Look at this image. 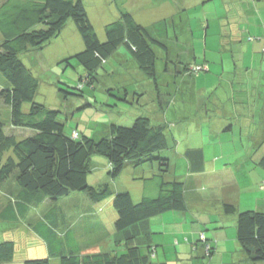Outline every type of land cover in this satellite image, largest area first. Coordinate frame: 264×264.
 I'll return each mask as SVG.
<instances>
[{
    "label": "trees",
    "instance_id": "16d2710c",
    "mask_svg": "<svg viewBox=\"0 0 264 264\" xmlns=\"http://www.w3.org/2000/svg\"><path fill=\"white\" fill-rule=\"evenodd\" d=\"M113 1L116 8L112 18L99 33L85 0H0V221L15 223L18 228L17 240H0V264L15 261V254L27 253L30 246L35 252L29 253L22 264H171L157 258L151 222L187 209L191 178L204 173V163L211 160L205 162L203 152L210 153L208 147L217 143L214 138L219 135L221 141L238 136L235 144L240 147L235 151L240 156L228 157L222 163L227 170L210 184L203 179L207 183L196 180V185L202 192L211 193L220 182L260 186L264 196V83L259 87L246 85L258 79L257 73L240 76L241 84L231 93L218 85L208 88V99L197 96L199 104H195L191 92L194 88L198 93L204 91L194 83L198 75L209 71L206 55L198 62L196 46L191 41L190 45L182 42L183 37L177 34L175 40L191 48L176 47L175 58L171 59L168 42L154 33L159 24L139 21L128 7L130 0ZM208 1L203 0L202 5ZM223 1L216 14L225 16L228 28L264 27L250 18L252 1L264 0ZM181 3L184 5V0ZM187 7H181V12L188 11ZM70 22L81 36V46L54 61L64 65V70L72 67L80 72L74 89L81 93L87 85L94 89L100 81V69L119 75L114 78L115 85L106 90V95L118 102L103 107L109 118L97 125L103 128V135L96 138L84 135L79 123L68 128L66 122L74 118L69 104L62 112L36 101L40 85L36 73L51 60L44 49ZM189 26L183 28L187 33ZM245 37L251 42L261 40L264 53V34L257 37L247 32ZM158 59L162 61L161 74ZM251 61L243 62L248 65L245 70ZM167 85L171 86L168 91ZM59 91L64 99L76 94L64 88ZM243 92L246 99H242ZM214 96L232 107L226 112L229 120L220 133L214 131L212 117L208 118L210 134L205 135L202 111L216 109V103L211 104ZM24 104L29 105L27 111ZM247 124L256 126L260 136L246 134ZM196 128L201 136L193 141L190 130ZM18 129L28 133L19 136ZM246 150L250 155L244 161L241 155ZM96 156L103 157L102 173L98 183H90L91 161ZM146 171L148 175H144ZM132 178L144 183L139 199L127 187ZM250 179L259 182L251 183ZM148 183L154 187L151 191ZM219 210L235 216L230 231L247 261L264 264V206L240 208L222 198ZM220 216L204 223L189 260L207 262L217 252L211 234L228 226V222H219ZM28 239L32 245L24 248ZM41 240V249L46 251L37 255L36 241L40 244ZM102 244L103 249L98 250Z\"/></svg>",
    "mask_w": 264,
    "mask_h": 264
},
{
    "label": "rangeland",
    "instance_id": "374dc122",
    "mask_svg": "<svg viewBox=\"0 0 264 264\" xmlns=\"http://www.w3.org/2000/svg\"><path fill=\"white\" fill-rule=\"evenodd\" d=\"M195 1V0H189V2ZM223 0H209L208 2L204 3L202 5L203 0H200L197 2V4H193L188 9V13L183 15L180 8L184 7V5L181 3V0H173L171 2H160L159 0H130L128 3L129 9H131L135 15H137L140 19L143 18L146 23H149V25L153 24V22H156L155 24L158 25L156 29H154V33H158L157 35L166 39V42H168V45L170 47V58H175V53H173V50L176 47H179L181 50H186L188 47L186 44L180 45L181 42H177L175 40V36L179 34L181 37H184L187 33V29L184 30L185 24H190L189 27L192 28L194 31L191 39H194L195 42L194 46H196V53H197V60L198 62L203 60V56H205L206 60L209 63V71H205L202 73V75L195 79V86L199 89H208L213 86L220 87L221 90H226L225 88H235L238 84H241V79L237 77L238 75L246 74L247 73H257V80H255L251 85L254 86L256 84H261V82L264 83V53L261 50V40H257L255 42L248 41L245 39L242 45L238 44H232L231 42H219V40L215 39V33H214V20H211V27L208 31L207 36V42H204L206 29V24H201V21H205L206 14L209 13L208 17L211 18L213 14L216 13V9L223 5ZM224 2V1H223ZM187 0L186 4L187 5ZM253 6L251 7L252 12L250 13V18L256 21L261 22L264 25V2L262 1H252ZM86 8L89 12V15L92 19V22L94 23L96 29L99 31V33H102L103 31V25L111 20L112 17H110L111 12L115 11L116 5L114 1L112 0H85ZM198 5V6H197ZM224 7V6H223ZM117 10V9H116ZM186 12V11H184ZM254 12L256 14H254ZM176 15V16H175ZM174 16V17H173ZM173 17V18H172ZM189 17V18H188ZM188 18V19H187ZM166 19V22L162 21ZM181 19V20H180ZM188 20V21H187ZM161 21V22H160ZM73 24V23H71ZM72 26V28H71ZM71 26L65 27L61 33L53 39L52 42L54 43V47H46L44 49V52L46 54V57L51 59L49 62H46L45 69L37 71V76L40 81L39 85V93L36 96V101L44 103L50 108L55 109H62V112H64V107H66V104H69L67 107L70 112H74V118H69L67 123L68 128L72 127L75 128L77 123H79V130L84 133V135H88L90 137H100L103 135L102 127H99L97 125H100L99 122L103 123L108 120L109 118V112L104 110V106L107 104H114L118 101L110 95L107 94V87L113 86L116 83L115 79L119 76L117 74H111L104 71V69L99 70V84L92 89L89 85H87L82 93L77 91L75 88L76 81L78 80V75L80 72L78 70L73 69L72 67L65 68V66H61L60 63H57V61H54L51 58V52L54 53L56 51L61 50H73L81 46V36L79 35V32L76 30L74 24ZM165 28H166V34H165ZM257 29L262 28H251L252 34L255 36H260L259 31ZM75 30V31H74ZM166 37V38H165ZM62 42H71V44H68L66 46H63ZM182 42H187L186 38H183ZM61 44V48L58 47V45ZM254 44L256 45V48L254 47ZM259 44V45H258ZM53 46V45H52ZM57 46V47H56ZM58 48V49H57ZM246 52V53H244ZM244 53V55L242 54ZM187 59L188 57H184V59ZM252 60L249 65V69L245 70L247 64H245L248 60ZM254 59V60H253ZM195 60V62H197ZM53 61V62H52ZM190 61V60H189ZM191 61L194 62V59ZM245 62V63H243ZM192 63V62H191ZM55 64V65H52ZM123 68V67H122ZM158 69L160 74L162 73V61L158 59ZM255 73V74H256ZM115 78V79H114ZM162 78V76H160ZM261 78V79H260ZM259 80V81H258ZM114 82V83H113ZM145 84H148V80L144 81ZM151 83V82H150ZM170 85H167L165 88L166 91L170 89ZM60 88H64L70 92H75L76 94H68V98L64 99L62 96V93L59 91ZM264 89V88H263ZM83 94V96H81ZM201 98L200 96H198ZM108 99V100H107ZM206 99L207 96H206ZM236 100V99H235ZM91 104H87V103ZM213 102V100H211ZM121 107H124V103L119 102ZM24 108L26 111L29 108L28 104H24ZM120 107V108H121ZM5 107H3L4 109ZM131 108V107H130ZM137 108V107H136ZM131 111V110H130ZM65 115V114H64ZM63 115V116H64ZM5 118V117H4ZM131 124V123H130ZM17 132L19 136L26 135L28 133L26 130H21ZM24 131V132H23ZM204 132L203 134H210V128L208 126V123H204ZM26 132V133H25ZM190 132V139L195 141L198 136H201V131L199 129H191ZM32 132H29L31 134ZM224 134V133H222ZM225 145V144H223ZM240 146L235 144V142H231L229 144H226L224 147V158L221 159V162H218V164L223 163L226 161L229 157V154L232 151H235L236 148H239ZM103 161L102 156H96L94 159H92V171L89 174V182L90 183H96L100 177H101V166ZM97 163V165H96ZM221 165V164H220ZM213 170V168H211ZM136 171L139 172V169L137 168ZM148 175V172H145ZM207 173V172H206ZM128 178V176H127ZM130 180V179H129ZM96 181V182H95ZM137 181V180H135ZM256 179H250L251 183H255ZM259 182V181H258ZM98 183V182H97ZM257 184V183H256ZM136 185V184H135ZM133 186L134 183L131 181L130 184H127V187L131 189L133 192ZM205 186V185H204ZM146 187L149 191L151 189H154L150 183L146 184ZM207 189V186H205ZM250 187L242 188L243 192L241 193L243 196V199H246L247 201L245 203H252L255 201L252 194H250V191L248 192V189ZM205 190V189H204ZM64 199V198H63ZM251 200V201H250ZM64 201V200H61ZM210 202V203H209ZM62 203V202H61ZM204 203L206 204H213V199L211 196H207L204 199ZM244 205V203H243ZM239 206V205H238ZM112 208V206H111ZM198 215L200 217L205 216L207 213L204 211H197ZM111 221H109V224ZM153 226L154 233L152 234V239L155 244H157V250L158 255L157 258L159 260L166 259L167 255H173L176 254L178 250V246L174 244V241L176 239L172 235H167L168 231L171 230V227L167 226L166 228V216L160 217L158 221L151 222ZM17 224L15 223H9V222H1L0 221V240L11 238L14 240H17V230L16 227ZM109 229L112 228V225L108 226ZM226 229H233L232 222H228V226ZM18 244V243H17ZM28 247L32 245L31 239H28V242H25L24 248L26 246ZM184 248V245L182 246ZM33 246H30L27 250L30 254H34L35 252ZM39 250V254H41V246L38 241H36V250ZM189 251L190 247H188ZM26 249H23L25 251ZM21 253H19L20 257ZM18 256H16V260H18ZM169 258H172V256H169ZM12 261L10 264H22L19 261Z\"/></svg>",
    "mask_w": 264,
    "mask_h": 264
},
{
    "label": "crops",
    "instance_id": "0c3cea01",
    "mask_svg": "<svg viewBox=\"0 0 264 264\" xmlns=\"http://www.w3.org/2000/svg\"><path fill=\"white\" fill-rule=\"evenodd\" d=\"M200 0H195V1H191L189 2V0H187V8H189L191 5L193 4H197V2H199ZM231 1H235V0H231ZM162 2H166V1H160ZM169 2V1H167ZM247 2L249 3L250 1L247 0ZM186 4V0H184V5ZM249 8V6H248ZM248 10V9H247ZM183 15H185L186 13L189 14L188 11L186 12H182ZM206 14V19L204 21V23L202 22V24H206L205 28L206 29V34H205V38L207 40V36H208V31L210 30L211 27V20H214V33H215V39L219 40V42H231L232 44H238V45H242L243 42L245 41L246 37L245 35L248 33H252L251 30V25H248L247 28H240L237 26H232V29H230V27L228 28L227 24H226V18L225 16L220 17L218 14H213L211 18H209L208 14L209 13H205ZM229 15H232L234 17L233 13H229ZM246 15V11L244 13ZM116 15V14H115ZM224 15V13H223ZM227 15V14H225ZM248 15V12H247ZM137 17V19L139 21H141L142 23L149 25V23H146V21L143 18H139L137 15H135ZM224 17V18H223ZM228 17V16H227ZM230 17V16H229ZM232 17V18H233ZM234 20V18L232 19ZM72 22H70L68 24V26H71L73 24H71ZM72 28V26H71ZM73 29V28H72ZM75 31V30H74ZM190 34L186 33L185 36L183 38H186V43L187 45H190V43L188 41L191 42H195L194 39L190 40V37H192L194 31L192 30V28L190 27L189 30ZM233 32V34H231V32ZM257 31H259V34H264V27H262L261 30L257 29ZM176 39H179L178 36L176 37ZM207 42V41H206ZM255 42V41H254ZM54 43L52 42V44H50L47 47H54ZM63 46H66L68 44H71V42H68V44L66 42H62ZM261 44V42H259ZM53 45V46H52ZM257 44H254L253 48H256ZM259 45V44H258ZM57 47V46H56ZM58 47L61 48V44L58 45ZM58 49V48H57ZM74 50V49H73ZM73 50H61L60 51H56L54 53L51 52V58L53 60H57L59 58H62L64 56H67L69 54H71L73 52ZM246 53V52H244ZM244 53H242L244 55ZM246 74H242V75H238L237 77L240 76H245ZM226 90H228L230 93L234 90V88H226ZM191 100L196 104L198 103V98L197 96H204V99L206 97V89H204L203 93H198L195 88L194 90L191 92ZM244 93L243 92V96L242 99H246V97H244ZM216 96H214V101L211 102V104L216 103V109L210 111L209 113L202 111L203 114V118L202 120L206 122H208V118H211V125L212 127H214V131H216L217 133H220V128L222 126H224L229 118L226 115V112H229L228 109H230L232 107L231 103L224 105L223 103H221L219 100H216ZM199 104V103H198ZM201 104V103H200ZM227 109V110H226ZM240 113L242 112L241 110L237 109ZM209 114V115H208ZM211 114V115H210ZM209 124V123H208ZM210 125V126H211ZM246 130H249V132H246V134H249V136L251 137V135L254 136H260L259 133V129L256 128V126H252L250 124L244 125ZM248 129H247V128ZM221 135H219V138H214L216 139V144H214L212 147H208L210 153L206 154L205 152H203L204 156L203 159L206 162V160H211V162L209 163H204V167H205V171L204 173H200V175H196L193 178H191V183L192 185L190 187H188L189 189L187 190V201H188V207L185 211L183 212H178L176 214L174 213H169V216H166V228L167 226L171 227V230L168 231L167 235H172L176 241H174V244L178 246V250L176 252V254L173 255H167L166 254V260H170L171 264H250L247 259L245 258V256L242 253V250L240 249V245L238 244L237 240L235 239V235H233V232H231L229 229H221L220 231L216 232V233H212L211 235L215 237L216 240V244L218 246V250L216 253L213 254L212 257L209 258V260L206 262L205 259H193L192 261L189 260V256L192 254V246L194 245V242L199 238L200 232L202 231V229L205 228V222L208 220H212L213 218L217 217V214H220V221L222 222V224H226L227 222H233L235 219L234 215H225V213L223 212V210H219L220 207V200L223 199H227V200H231L235 203H237L240 208H246V207H250V206H255V207H260V206H264V196L262 195V189L260 188V186H253L252 188L248 189V192L250 191V194L255 195V201H253L252 203H245L247 200L243 199L242 196V188H245L242 185H237L238 183H234V184H229L231 182H227V183H223L220 182L218 183V188H216V190L213 189V192H209V191H204L202 192L200 189V185H196L195 181L199 180V182H205V183H209L212 181V179L216 178V177H220L221 174L227 170L222 166V163L218 164V162H221V159H223L225 153H224V147L226 144H229L231 142H235L238 141L237 137L238 136H234V137H224L225 140L221 141ZM198 138L195 139V141H197ZM232 140V141H230ZM220 141V142H219ZM229 142V143H227ZM221 143V144H219ZM225 144V145H223ZM213 149V150H212ZM243 155L244 156V161H247L250 155V150H246L244 152ZM240 156L239 153L237 151H232L229 154V158H236ZM217 160V161H216ZM211 168H216V171ZM208 171V172H207ZM210 171V172H209ZM207 172V175L206 173ZM220 173V175H218V173ZM204 174V175H202ZM211 175V176H208ZM218 175V176H217ZM197 177V178H195ZM190 178V176H189ZM205 179V180H203ZM137 180V181H135ZM134 183L133 186V190L134 193L136 194V197L139 199L140 196L143 195L144 193V183L139 180V179H130V182ZM136 184V185H135ZM195 186V187H194ZM211 195V198L214 201V205L212 207H209L208 204L204 203V199L207 197V194ZM263 198V199H261ZM253 199V200H254ZM251 201V200H250ZM244 203V205H243ZM197 211H204L207 214L205 216L200 217L198 215V213H196ZM86 238V236H83ZM83 237L81 236V238L83 239ZM79 238V236H78ZM40 239V238H39ZM43 245V241L41 240L40 242V246ZM91 245V243L89 244ZM105 244L100 245L97 249L101 250L103 249V246ZM184 245V248L182 247ZM92 246V245H91ZM95 247V246H93ZM188 247H190V250L188 249ZM42 251H46V248L43 249ZM20 252H18L17 254H15V260H16V256L19 255ZM202 253V249H198V254ZM29 255V252L27 251V253L22 252L20 257L18 258V260L16 261H23L24 258H27V256ZM169 256H172V258L169 259ZM57 264V263H56Z\"/></svg>",
    "mask_w": 264,
    "mask_h": 264
}]
</instances>
